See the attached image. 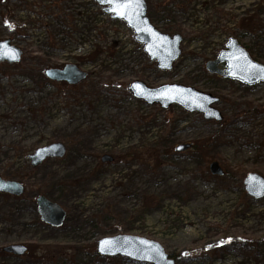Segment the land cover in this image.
<instances>
[{
    "label": "rangeland",
    "instance_id": "obj_1",
    "mask_svg": "<svg viewBox=\"0 0 264 264\" xmlns=\"http://www.w3.org/2000/svg\"><path fill=\"white\" fill-rule=\"evenodd\" d=\"M144 1L159 31L183 38L171 71L96 0H0V41L23 52L0 63V177L26 189L0 194V264H143L97 253L118 235L159 243L175 264H264V197L244 185L251 173L264 178V84L206 70L230 38L264 65V0ZM66 65L87 79L46 77ZM134 81L214 95L224 119L148 106L129 92ZM55 143L66 155L33 168L29 156ZM182 144L193 147L177 152ZM213 162L224 175L211 174ZM38 195L65 210L61 227L41 221ZM12 245L27 252L7 254Z\"/></svg>",
    "mask_w": 264,
    "mask_h": 264
},
{
    "label": "water",
    "instance_id": "obj_2",
    "mask_svg": "<svg viewBox=\"0 0 264 264\" xmlns=\"http://www.w3.org/2000/svg\"><path fill=\"white\" fill-rule=\"evenodd\" d=\"M103 7L105 14L112 19L124 21L135 33V41L144 45V51L151 62H156L161 71H171L174 63L181 57L183 38L176 34L169 36L159 31L147 15L148 6L144 0H96ZM23 52L12 45L11 40L0 41V63H20ZM225 64V68L219 66ZM207 71L226 79L239 81L252 87L264 84V65L254 61L248 51L234 38H230L226 50L220 52L216 60L209 61ZM46 77L51 81L65 82L69 85H78L87 79L88 74L78 69L75 65H66L63 69H48ZM128 90L135 99L145 102L148 106L159 105L167 110L173 105H178L190 114L202 115L206 121L222 122L224 117L214 107L220 99L211 94L197 91L192 87L179 84L164 85L158 88H149L141 81H134ZM191 144H182L176 147L177 152H185ZM67 153V148L61 143L51 144L38 149L29 156L31 166L39 167L45 160L62 159ZM113 158L104 157L103 162H112ZM212 175L222 176L223 169L218 162L210 165ZM248 195L256 200L264 197V178L256 173L249 174L244 181ZM25 192L24 186L14 180H5L0 177V194L19 197ZM38 211L41 221L49 226L59 228L63 225L66 212L56 202L45 196L37 199ZM8 254L22 257L27 252L23 245H12L5 249ZM97 253L102 257H122L143 264H175L164 248L155 241L145 238L118 235L104 238L97 243Z\"/></svg>",
    "mask_w": 264,
    "mask_h": 264
},
{
    "label": "flooded vegetation",
    "instance_id": "obj_3",
    "mask_svg": "<svg viewBox=\"0 0 264 264\" xmlns=\"http://www.w3.org/2000/svg\"><path fill=\"white\" fill-rule=\"evenodd\" d=\"M144 52H145V51H144ZM146 55H147V54H146ZM147 56H148V55H147ZM219 67H220L221 69H224V68H225V64H221ZM158 70H159V69H158ZM160 71H161V70H160ZM216 76L219 77V78H221V79H225V80H229V81H234V80H231V79L223 78V77L218 76V75H216ZM236 82H239V81H236ZM239 83H240V82H239ZM243 85H244V84H243ZM245 86H246V85H245ZM248 87H249V86H248ZM219 102H220V101H219ZM217 104H218V103H217ZM217 104H216V105H217ZM216 105H214V107H215ZM173 106H174V105H173ZM177 106H178V105H177ZM171 107H172V106H171ZM215 108H216V107H215ZM167 110H168V109H167ZM189 114H190V113H189ZM178 146H179V145H178ZM178 146H177V147H178ZM192 147H193V145L191 144V148H192ZM224 174H225V173H224ZM224 174H223V175H224ZM24 189H25V187H24ZM25 193H26V189H25L24 194H25ZM24 194H23V195H24ZM23 195H21V196H19V197H22ZM39 196H41V195H38V197H39ZM38 197H37V198H38ZM36 202H37V200H36ZM37 207H38V204H37ZM38 214H39V211H38ZM66 216H67V215H66ZM65 219H66V218H65ZM46 225H47V224H46ZM47 226H49V225H47ZM49 227H52V226H49Z\"/></svg>",
    "mask_w": 264,
    "mask_h": 264
},
{
    "label": "bare ground",
    "instance_id": "obj_4",
    "mask_svg": "<svg viewBox=\"0 0 264 264\" xmlns=\"http://www.w3.org/2000/svg\"><path fill=\"white\" fill-rule=\"evenodd\" d=\"M104 108H106V107L103 104H102V106H100V104H99V114L103 113V115H108L109 111L107 109L104 112L102 111V110H104Z\"/></svg>",
    "mask_w": 264,
    "mask_h": 264
},
{
    "label": "snow or ice",
    "instance_id": "obj_5",
    "mask_svg": "<svg viewBox=\"0 0 264 264\" xmlns=\"http://www.w3.org/2000/svg\"><path fill=\"white\" fill-rule=\"evenodd\" d=\"M109 2H119V0H109ZM138 2V0H137Z\"/></svg>",
    "mask_w": 264,
    "mask_h": 264
}]
</instances>
